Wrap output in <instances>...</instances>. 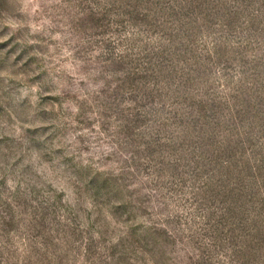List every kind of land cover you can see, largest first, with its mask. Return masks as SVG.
I'll return each mask as SVG.
<instances>
[{
  "label": "rangeland",
  "instance_id": "1",
  "mask_svg": "<svg viewBox=\"0 0 264 264\" xmlns=\"http://www.w3.org/2000/svg\"><path fill=\"white\" fill-rule=\"evenodd\" d=\"M0 264H264V0H0Z\"/></svg>",
  "mask_w": 264,
  "mask_h": 264
}]
</instances>
